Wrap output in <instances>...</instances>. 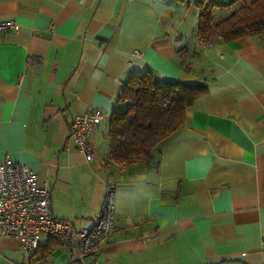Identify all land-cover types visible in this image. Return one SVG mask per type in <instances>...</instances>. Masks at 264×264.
Masks as SVG:
<instances>
[{
  "label": "crops",
  "instance_id": "crops-1",
  "mask_svg": "<svg viewBox=\"0 0 264 264\" xmlns=\"http://www.w3.org/2000/svg\"><path fill=\"white\" fill-rule=\"evenodd\" d=\"M196 1L0 0V20L18 24L0 32V161L29 165L51 214L76 227L116 183L113 232L85 264H264V34L201 46ZM142 73L207 90L154 167L104 168L109 114ZM87 112L100 114L89 161L68 133ZM59 243L49 264H80ZM29 255L0 236V264L44 260Z\"/></svg>",
  "mask_w": 264,
  "mask_h": 264
},
{
  "label": "trees",
  "instance_id": "trees-1",
  "mask_svg": "<svg viewBox=\"0 0 264 264\" xmlns=\"http://www.w3.org/2000/svg\"><path fill=\"white\" fill-rule=\"evenodd\" d=\"M195 3L199 10L196 33L200 42L264 34V0H197ZM216 7L229 11L215 19ZM206 90L202 82L159 83L147 73L129 77L108 117L104 168L154 167V152L162 140L182 125L186 109ZM57 244H60L57 239L47 238L29 258L43 260Z\"/></svg>",
  "mask_w": 264,
  "mask_h": 264
},
{
  "label": "built area",
  "instance_id": "built-area-1",
  "mask_svg": "<svg viewBox=\"0 0 264 264\" xmlns=\"http://www.w3.org/2000/svg\"><path fill=\"white\" fill-rule=\"evenodd\" d=\"M17 28L18 24L11 19L0 20V32ZM200 44L211 45L212 41ZM99 122L98 112L75 114L69 122L68 133L74 146L88 161L94 151L90 135ZM115 188V182L106 181L91 226L76 227L51 214L49 190L39 183L37 173L29 165L5 155L0 161V236L16 238L24 254L34 253L42 236L55 238L75 251L77 262L85 264V258L96 253L113 232Z\"/></svg>",
  "mask_w": 264,
  "mask_h": 264
},
{
  "label": "rangeland",
  "instance_id": "rangeland-1",
  "mask_svg": "<svg viewBox=\"0 0 264 264\" xmlns=\"http://www.w3.org/2000/svg\"><path fill=\"white\" fill-rule=\"evenodd\" d=\"M220 10H218V12H219ZM217 14V13H216ZM57 256V254H50L47 258H45L43 261H41V262H39V264H49V260H50V257H52V256ZM25 263H27L26 261H25Z\"/></svg>",
  "mask_w": 264,
  "mask_h": 264
}]
</instances>
